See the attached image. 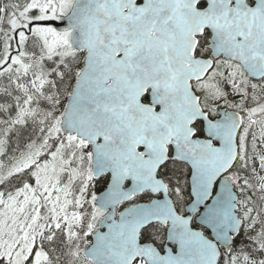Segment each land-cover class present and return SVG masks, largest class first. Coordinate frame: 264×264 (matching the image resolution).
Instances as JSON below:
<instances>
[{"label": "snow or ice", "instance_id": "1", "mask_svg": "<svg viewBox=\"0 0 264 264\" xmlns=\"http://www.w3.org/2000/svg\"><path fill=\"white\" fill-rule=\"evenodd\" d=\"M0 264H264V0H0Z\"/></svg>", "mask_w": 264, "mask_h": 264}]
</instances>
